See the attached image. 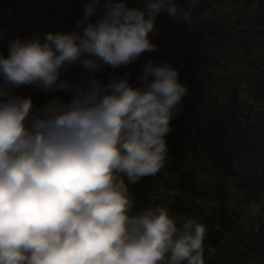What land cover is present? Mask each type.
<instances>
[{"label":"clouds","instance_id":"clouds-1","mask_svg":"<svg viewBox=\"0 0 264 264\" xmlns=\"http://www.w3.org/2000/svg\"><path fill=\"white\" fill-rule=\"evenodd\" d=\"M178 0H89L68 32L7 41L0 54V264H205L207 229L130 186L166 165L170 122L189 94L171 62L100 75L157 51L160 12ZM82 71L69 78L70 70ZM38 89L37 105L19 89Z\"/></svg>","mask_w":264,"mask_h":264},{"label":"trees","instance_id":"trees-1","mask_svg":"<svg viewBox=\"0 0 264 264\" xmlns=\"http://www.w3.org/2000/svg\"><path fill=\"white\" fill-rule=\"evenodd\" d=\"M88 2L0 0V54L7 56L11 38L74 29ZM187 6V25L164 11L157 15L150 34L156 52L100 74L128 72L135 82L148 60L171 62L189 90L170 122L165 167L130 190L138 209L161 204L174 218L195 216L204 224L205 264H264V0ZM80 71L73 67L69 78ZM19 92L38 106L46 99L38 89Z\"/></svg>","mask_w":264,"mask_h":264}]
</instances>
